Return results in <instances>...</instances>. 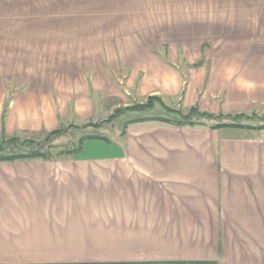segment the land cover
Here are the masks:
<instances>
[{"label": "crops", "instance_id": "obj_1", "mask_svg": "<svg viewBox=\"0 0 264 264\" xmlns=\"http://www.w3.org/2000/svg\"><path fill=\"white\" fill-rule=\"evenodd\" d=\"M259 8L264 0H0V139L57 130L56 108L43 119L31 109L34 83L9 92L24 57L80 56L104 25H239ZM138 47L141 65L128 66L137 94L188 113L264 112V49H223L217 62L199 47L180 69ZM151 122L112 140L82 136L64 158L0 161V264H264V130Z\"/></svg>", "mask_w": 264, "mask_h": 264}, {"label": "rangeland", "instance_id": "obj_2", "mask_svg": "<svg viewBox=\"0 0 264 264\" xmlns=\"http://www.w3.org/2000/svg\"><path fill=\"white\" fill-rule=\"evenodd\" d=\"M251 14L253 17L248 15L246 23L229 26L104 25L102 34L89 33L87 48L76 51L82 54L80 56L24 57V65L9 73L12 81L15 80L9 83V92L15 89L26 90L34 83L33 93L41 100L37 106H31V109L41 110L43 119L47 111L52 107L56 108V128L63 132L48 140L49 131L21 133L17 137L27 143L16 147L6 142L0 156L41 147L42 152L50 154L53 158H64L67 157V151L78 148L82 136H102L112 140L113 137L121 135V131L127 126L146 123L143 121L146 118L157 124L176 125L179 120L185 122L183 118L189 113L177 105V102L166 104L158 95L141 96L137 94L138 88L129 87L131 71L128 66L130 63L140 66L144 52L138 44L149 45L155 55L161 56L176 68L179 66L180 69L186 68L185 55L195 52L199 47L203 51L201 60L205 61L210 55L212 61L223 60V49L229 52L247 50L249 55L254 54L255 50L264 49V8L253 10ZM93 36L96 39H92ZM229 52L227 54H230ZM173 55L175 59L171 60L169 57ZM235 57L232 58L240 59ZM138 106L145 108L135 109ZM169 109L174 111L170 112ZM175 111H180L183 115L176 116ZM240 116L241 119L234 121V115L214 116L211 119L195 115L188 121L198 123L205 120L211 124L238 123L254 127L253 129L264 126V112L254 111L242 113ZM161 119L169 122L165 123ZM2 141L3 137L0 139V146ZM95 152L98 150L88 151L89 154Z\"/></svg>", "mask_w": 264, "mask_h": 264}, {"label": "trees", "instance_id": "obj_3", "mask_svg": "<svg viewBox=\"0 0 264 264\" xmlns=\"http://www.w3.org/2000/svg\"><path fill=\"white\" fill-rule=\"evenodd\" d=\"M154 99L160 100L159 98H154ZM151 100L152 99H150V101ZM160 103H161V105L163 107H165L163 102L160 101ZM143 108H145V106H138L135 109H143ZM165 109H167V108L165 107ZM169 111L173 112L174 110L169 109ZM174 113L176 114V116L183 115L182 112H180V111H175ZM200 114H202V113H199L197 111V109L194 108V109L189 111V114L187 116H184L183 119H184V121L186 120L185 122H183L182 120H179V122H177L176 125L177 126H182V127L185 126V125H195L196 123L188 121V119L194 117L195 115H200ZM202 115H205L206 117L208 116L209 118H212V117L214 118V116H211L209 114H202ZM241 117L242 116H240V114H237L236 116H234V121H237V119H241ZM149 120H151V119H149V118L143 119V121H149ZM158 120H160V119H158ZM161 120L164 121V119H161ZM164 122L168 123L169 120H166ZM223 126L254 128V127H250L249 125L248 126L247 125L243 126V125H240L238 123H229V124L228 123H221V124H217L216 125V127H223ZM263 128H264V126H258V129H263ZM62 132H63V130H59V129L50 132V134H48V136H47V140L50 139L51 137L57 135V134L62 133ZM87 137H92V136H87ZM99 137H101V139H106L105 137H102V136H99ZM81 141L83 142V139ZM6 142H8V144L11 143L12 145H14L16 147H17V145H21V144L24 145V144L27 143V141L26 142L25 141H23V142L20 141V139L17 136H7L6 137L5 135H3L2 145L0 146V153L4 151L3 150L4 149V143H6ZM27 149H29V148H27ZM40 149H41V147H35V148L32 147V149L27 150V152H20V153H15V152L13 153L12 152L10 154L4 155V156H0V161H7L8 162V161H14V160H36V159L51 160V159H55L52 156H50V154L42 152ZM74 151L75 150L67 151L66 152L67 156L73 155Z\"/></svg>", "mask_w": 264, "mask_h": 264}]
</instances>
